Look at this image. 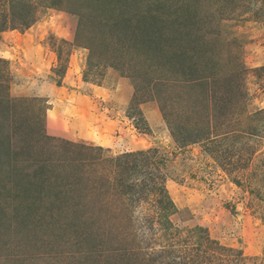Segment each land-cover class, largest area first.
<instances>
[{"label": "rangeland", "instance_id": "1", "mask_svg": "<svg viewBox=\"0 0 264 264\" xmlns=\"http://www.w3.org/2000/svg\"><path fill=\"white\" fill-rule=\"evenodd\" d=\"M0 264H264V0H0Z\"/></svg>", "mask_w": 264, "mask_h": 264}]
</instances>
